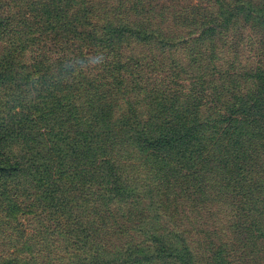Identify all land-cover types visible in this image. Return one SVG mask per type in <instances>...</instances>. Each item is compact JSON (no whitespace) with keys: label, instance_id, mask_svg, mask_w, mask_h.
<instances>
[{"label":"trees","instance_id":"1","mask_svg":"<svg viewBox=\"0 0 264 264\" xmlns=\"http://www.w3.org/2000/svg\"><path fill=\"white\" fill-rule=\"evenodd\" d=\"M190 1L0 0V264H264V0Z\"/></svg>","mask_w":264,"mask_h":264},{"label":"rangeland","instance_id":"2","mask_svg":"<svg viewBox=\"0 0 264 264\" xmlns=\"http://www.w3.org/2000/svg\"><path fill=\"white\" fill-rule=\"evenodd\" d=\"M186 3H187V1H185ZM188 2L189 3H191L192 1H190V0H188ZM188 3V4H189ZM187 4V5H188ZM144 174H147L145 171H144ZM148 182H150L151 183V186H152V188H154L155 190H157V186L152 182V180L150 179V177L148 178ZM47 193H48V190L46 191H44L43 193H37L36 192V196H30L29 198H28V200L30 201L32 198H35L34 199V201L32 202L33 203V205L36 207H38V206H43V205H45V202H46V198L45 199H42L41 197H44V196H46L47 195ZM156 199H157V193H156ZM31 202V201H30ZM154 203H156V205L155 206H157V201H154ZM0 216H5V213H1L0 212ZM30 215H23V214H18V216L16 217V219H15V221H12L9 225H8V227H9V229H10V231H11V229H13L14 227H15V223L16 222H19V223H23V222H25V217H29ZM44 216V215H43ZM45 218L46 219H49V217H47V216H45ZM156 228H157V222L155 223V225H154ZM13 235H15V233H12ZM13 243H10L9 245L8 244H5V245H2V244H0V249L1 248H3V247H7V248H9V250L10 251H13L14 249H15V247L12 245ZM21 247V246H20Z\"/></svg>","mask_w":264,"mask_h":264}]
</instances>
